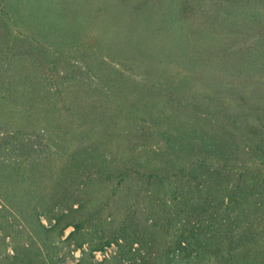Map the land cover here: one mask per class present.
Wrapping results in <instances>:
<instances>
[{"label":"rangeland","instance_id":"obj_1","mask_svg":"<svg viewBox=\"0 0 264 264\" xmlns=\"http://www.w3.org/2000/svg\"><path fill=\"white\" fill-rule=\"evenodd\" d=\"M0 60V71L58 88L59 112L49 120L56 134L64 109L74 120L62 122L72 159L43 167L48 180L30 189L39 196L23 206L24 218L8 216L0 264H152L155 250H165L175 183L135 171L120 184L88 179L76 158L88 163L102 153L109 170L152 163L163 171L177 163L163 151L178 134L200 149L196 130L246 164L249 188L264 178L254 153L264 140V0H0ZM194 90L221 91L237 108L220 110L218 125L203 105L217 102ZM37 204L42 232L30 217ZM153 216L160 234L151 240ZM68 222H80L71 238L72 226L61 230ZM135 232L145 238L135 243Z\"/></svg>","mask_w":264,"mask_h":264},{"label":"trees","instance_id":"obj_2","mask_svg":"<svg viewBox=\"0 0 264 264\" xmlns=\"http://www.w3.org/2000/svg\"><path fill=\"white\" fill-rule=\"evenodd\" d=\"M194 92L203 97L210 96V100L217 102L218 107L211 108L206 102L203 105L218 125L220 110L237 108L224 99L221 91ZM59 95L58 88L43 84L40 76L30 73L28 77L20 78L19 73L10 67L0 71V230L10 227L8 216L24 218L23 206L30 205L32 199L38 198V192L30 189L48 180L42 172L43 167L58 159H72L73 136L62 131V122L71 125L74 120L69 121L64 109L66 116L63 115L64 120H60L61 124L58 125L61 134L54 132L52 121H49L59 112L55 102ZM195 106L201 107L200 104ZM224 118L231 124L236 122L233 118ZM194 133L205 149L213 147L208 151L210 154H204L202 146L196 151L194 145L182 137L184 133L181 136L178 134V138H172L170 149L166 146L163 151L166 159L176 160L177 163L163 171L155 170L152 163L147 164L152 167L149 171L144 170L147 166L142 164L136 166L135 170H109L101 164L107 161L102 153L88 163L87 160L73 159L74 165L77 170L80 167L79 171L86 170L88 179L94 174L102 182L117 178V184H120L130 171H135L141 178L175 183L169 191L166 222L163 225L168 240L164 244L165 250H155L152 264H264V178H260L253 189L249 188L246 164H234L227 155L217 152L219 141L216 135H213V140L205 138L206 134L199 131L195 130ZM203 137L207 141L206 147ZM80 144V149H83L85 140ZM94 150L93 154L97 147ZM254 151L256 160L264 163V140ZM177 183H180V187ZM38 206L32 207L30 217L36 216L33 229L42 232L46 228L40 221ZM152 221L153 224L148 227V239L151 240L160 234L154 216ZM69 226L73 227V231L67 238L79 230L80 222H68L61 230ZM135 237V243L145 238L139 232H135ZM28 264L38 262L33 260Z\"/></svg>","mask_w":264,"mask_h":264}]
</instances>
